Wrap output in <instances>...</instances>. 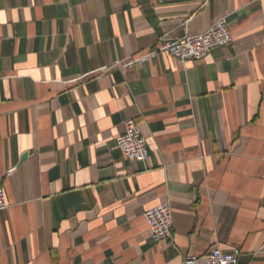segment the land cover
I'll use <instances>...</instances> for the list:
<instances>
[{"label": "crops", "instance_id": "0c3cea01", "mask_svg": "<svg viewBox=\"0 0 264 264\" xmlns=\"http://www.w3.org/2000/svg\"><path fill=\"white\" fill-rule=\"evenodd\" d=\"M221 16L233 41L204 59L108 68ZM127 118L144 162L116 146ZM0 186V264H264V0H0Z\"/></svg>", "mask_w": 264, "mask_h": 264}, {"label": "built area", "instance_id": "2783aa9c", "mask_svg": "<svg viewBox=\"0 0 264 264\" xmlns=\"http://www.w3.org/2000/svg\"><path fill=\"white\" fill-rule=\"evenodd\" d=\"M232 41L226 16H221L203 32L187 34L179 38H166L160 47L140 55L135 60L116 62L108 68H129L134 63L145 62L158 53H166L180 62L197 61L209 56L213 49L230 45ZM116 146L128 160L144 162L148 158L147 140L133 118L124 120L123 131L116 137ZM6 207L5 192L0 186V211ZM144 219L153 242L157 243L173 236L172 211L169 201L160 202L145 211ZM239 254L238 250L224 252L216 248L203 255H186L181 264H238Z\"/></svg>", "mask_w": 264, "mask_h": 264}]
</instances>
